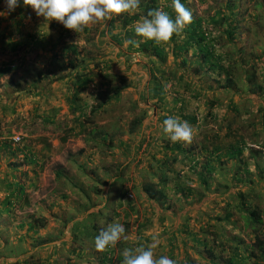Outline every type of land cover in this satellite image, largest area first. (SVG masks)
<instances>
[{
    "label": "rangeland",
    "instance_id": "1",
    "mask_svg": "<svg viewBox=\"0 0 264 264\" xmlns=\"http://www.w3.org/2000/svg\"><path fill=\"white\" fill-rule=\"evenodd\" d=\"M232 1L181 0L206 39L196 44L186 25L160 44L162 61L139 49L148 41L135 27L151 9L174 19L172 0H141L133 14L81 33L48 24L22 2L9 14L0 0V48L27 35L20 50L0 52V264H122L126 249L154 239V258L206 264L196 240L224 227L216 219L226 213L238 218L239 194L264 205V0ZM36 28L50 47H29ZM54 53L60 65L40 80L37 70L45 72ZM75 71L90 77L84 89L72 90ZM168 116L189 123L190 144L163 133ZM233 146H243L236 158ZM150 182L160 202L142 192ZM111 223L122 224L127 239L99 252L95 238Z\"/></svg>",
    "mask_w": 264,
    "mask_h": 264
},
{
    "label": "clouds",
    "instance_id": "2",
    "mask_svg": "<svg viewBox=\"0 0 264 264\" xmlns=\"http://www.w3.org/2000/svg\"><path fill=\"white\" fill-rule=\"evenodd\" d=\"M30 6L37 17H43L48 24L56 21L64 28L76 33L84 32L93 24L106 25L121 14H133L140 6L141 0H4L10 14L21 5ZM172 7L176 13L173 19L167 12L160 9H151L142 22L135 27L137 36L155 44H167L174 35H179L186 25L191 23V12L181 3V0H172ZM4 13H0L3 15ZM127 43L138 46L135 41ZM163 133L172 143L184 142L190 144L193 129L187 121H181L174 116H168L163 121ZM125 232L120 223H111L101 230L95 238V248L105 252L114 248L121 241ZM158 240H153L147 247L126 249L123 252L122 264H175L168 256L154 258L153 249L158 246Z\"/></svg>",
    "mask_w": 264,
    "mask_h": 264
},
{
    "label": "trees",
    "instance_id": "3",
    "mask_svg": "<svg viewBox=\"0 0 264 264\" xmlns=\"http://www.w3.org/2000/svg\"><path fill=\"white\" fill-rule=\"evenodd\" d=\"M235 1L236 0L232 2H235ZM232 2L229 3L230 6H232L233 4ZM238 3H240V1H238ZM135 18H136L135 16L125 17L123 24L125 25L126 22H130L131 20H134ZM220 19L222 20L223 18L221 17ZM112 21L113 19L110 20V23ZM197 25H198L197 22L192 20L191 23L186 26V30H185L186 33L188 34L187 36L194 39L196 44H198V41H204L206 39L205 33L201 30L199 25L198 27ZM228 32L229 31H227V34ZM35 34L31 35V38L34 39ZM16 43L13 44L12 42L11 43L5 42L3 43V45H6V48L8 49V51L12 52V51H16L17 49L20 50L21 47L23 46V43L21 42L18 44L19 47ZM164 45H157L153 41H148L145 44L139 45V49H141L145 53L151 51L153 52V55L157 56L163 61L165 60ZM183 50L184 49L181 46L177 48V51L179 53L180 51H183ZM72 51H74V49H72ZM0 52L7 53V51H5L3 48L0 50ZM202 54H203V57H205L204 61L210 59L209 55L206 56L205 52H202ZM52 56L53 57L50 60V63H48V67L45 72L41 70H37L36 77H38L40 80L46 76H50L51 74H53V69H48V68L52 67L54 64H59V59L62 58L61 56L57 57L56 53H54ZM72 61H70L68 64L71 67H74V65L76 64L74 63V61L73 62ZM81 62H83V59L82 60L79 59L78 63H81ZM181 62H182V65H176V63H174L173 61L170 64V66L176 65L182 68V66L185 64V60L182 59ZM215 66H217V63ZM61 70L62 68L59 70V72ZM4 72H5V69L2 68L0 65V76ZM194 72L198 73V70L195 69ZM64 77H65L64 75L63 76L60 75V76L55 77V80H60ZM71 77H72L71 78L72 82H74L75 80L74 85L72 83L73 91H75V88L84 89L85 86L90 81V77L88 76L87 73L80 74L79 72L75 71ZM102 77H106V75ZM153 78L155 77L152 76L151 79ZM51 81H53V79ZM226 82L230 84L231 82H233V80L228 77ZM11 85H14V82H12ZM37 85L38 84H36L35 88L37 87ZM15 86L21 89L22 83L17 82L15 83ZM261 88L262 89L259 91L264 90L263 87ZM119 91H120L119 89H116L114 92V95L118 94ZM99 108H102V103H97V105L92 107L90 112L92 113L94 110L99 109ZM80 110L82 111V109ZM143 111L145 112V110ZM80 114H82V112H80ZM87 120H91V119L88 117ZM139 120H141V118L139 119L137 116L133 117L132 124L130 125L131 131L134 129V126L137 125V122ZM191 121L195 122V119L192 118ZM242 148L243 146L231 147L230 156L232 158H236V156H239L242 153ZM260 154L261 152L258 150L253 149L250 151V155L255 156V157L259 156ZM240 161H242V159H239V162ZM257 165L259 164L257 163ZM259 175H260V178H264V174H262L260 171H259ZM142 192L146 195V197L149 200H158L160 202V199L163 197V193H161V190L157 189V187L152 182L145 184L144 187L142 188ZM249 194L250 192H248V197H249ZM239 195H240V201H239L240 205L234 209V211H236L239 214L238 218L233 219V217H231L232 213H229V212L226 213L222 218L216 219L217 221H220V222L226 221L224 227L222 226L220 229L215 227V230L212 231L211 234L203 235L201 236V238H198L196 240L197 244L199 246H202L204 258L208 260V263L205 262L206 264H210V263L211 264H264V205L261 206L260 200L257 197V195H254V198L252 199V201H248L247 197L243 193ZM202 199L203 198H201V200ZM98 215L100 217L99 221H101L103 219V214L101 213V211L98 212ZM228 228L232 230H236L237 233H234V234L231 233L230 237L224 240L223 237H220V235L223 231L225 232L228 231Z\"/></svg>",
    "mask_w": 264,
    "mask_h": 264
},
{
    "label": "crops",
    "instance_id": "4",
    "mask_svg": "<svg viewBox=\"0 0 264 264\" xmlns=\"http://www.w3.org/2000/svg\"><path fill=\"white\" fill-rule=\"evenodd\" d=\"M30 33H31V35H33L35 33L36 34H35L34 39L31 38V41H29L30 42V46L29 47H31V45L33 46V45H36V44H42L43 46L44 45H48L50 47V42H49L50 41V36L49 35H45L46 34L45 31L37 30V28H36L34 31H31ZM24 41H27V35L26 34H25V36H23L22 40L21 41H17L16 44L18 45L20 42L23 43ZM0 46H2V44ZM18 47H19V45H18ZM2 48L5 51H8V49L6 48V45H3V47H1V49ZM39 48H42V46L39 45Z\"/></svg>",
    "mask_w": 264,
    "mask_h": 264
},
{
    "label": "built area",
    "instance_id": "5",
    "mask_svg": "<svg viewBox=\"0 0 264 264\" xmlns=\"http://www.w3.org/2000/svg\"><path fill=\"white\" fill-rule=\"evenodd\" d=\"M18 139H19V137H18V136L14 137V140H15V141H17Z\"/></svg>",
    "mask_w": 264,
    "mask_h": 264
}]
</instances>
